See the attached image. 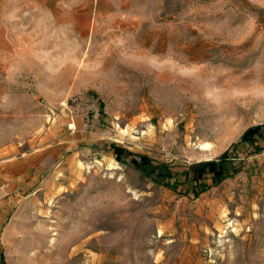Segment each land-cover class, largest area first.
Returning a JSON list of instances; mask_svg holds the SVG:
<instances>
[{
    "label": "rangeland",
    "instance_id": "obj_1",
    "mask_svg": "<svg viewBox=\"0 0 264 264\" xmlns=\"http://www.w3.org/2000/svg\"><path fill=\"white\" fill-rule=\"evenodd\" d=\"M0 1V264H264V0Z\"/></svg>",
    "mask_w": 264,
    "mask_h": 264
},
{
    "label": "trees",
    "instance_id": "obj_2",
    "mask_svg": "<svg viewBox=\"0 0 264 264\" xmlns=\"http://www.w3.org/2000/svg\"><path fill=\"white\" fill-rule=\"evenodd\" d=\"M264 133V125H255L246 129L243 134L240 136L239 140L232 145V148L235 147L238 143L243 142H254L256 138L260 137ZM227 149L224 151L217 159L206 160L198 162L189 166V168L182 173L184 180L194 182V194L197 195L199 192L207 189L205 184L206 176L210 175L212 182L217 183L221 180L229 169V163L231 159L232 150ZM117 152H121L122 149L116 147ZM118 156V154H117ZM131 163L143 169L147 174L156 172V175L161 178V180L166 181L163 183L165 186H170L171 188H176L180 179L178 173L171 170V168L164 163L154 165L151 163L150 159L145 155H140L137 160L135 157L131 158ZM173 179L172 181H170Z\"/></svg>",
    "mask_w": 264,
    "mask_h": 264
},
{
    "label": "crops",
    "instance_id": "obj_3",
    "mask_svg": "<svg viewBox=\"0 0 264 264\" xmlns=\"http://www.w3.org/2000/svg\"><path fill=\"white\" fill-rule=\"evenodd\" d=\"M25 1V0H24ZM28 2H48L50 0H27ZM1 2V1H0Z\"/></svg>",
    "mask_w": 264,
    "mask_h": 264
}]
</instances>
